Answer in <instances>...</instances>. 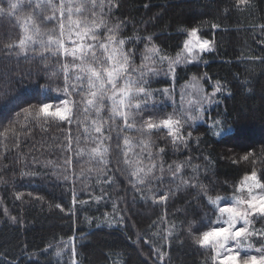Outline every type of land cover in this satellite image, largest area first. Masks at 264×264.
I'll return each instance as SVG.
<instances>
[{"label":"trees","instance_id":"1","mask_svg":"<svg viewBox=\"0 0 264 264\" xmlns=\"http://www.w3.org/2000/svg\"><path fill=\"white\" fill-rule=\"evenodd\" d=\"M113 3L118 7H112L106 19L110 26L121 25L119 37L127 41L125 51L133 53L136 66L141 64L146 47L154 46L167 57L177 55L188 38L186 30L192 27L198 28L202 39L212 42V50L205 52L198 62L177 68L176 79L165 74L150 78L148 87L154 91L155 103L149 107L155 119L175 112L162 90L171 88L174 81L182 85L196 77L208 89H212L211 85L221 87L218 101L205 115L207 120L220 121L232 130L218 137L206 121H188L180 130L187 147L183 143L174 147L166 129L153 130V154L161 147L165 149L156 160L157 165H164V183L152 181V191L143 185L137 191L128 182L127 166L121 163V172L116 168L129 147L124 145V138L140 134L135 129L120 131L123 121L119 118L115 125L109 121L104 125L105 134L112 137L107 142L108 168L115 180L112 186L96 184L100 165L89 161L87 155L76 156L75 151L66 150L69 128L73 137H81L79 146L86 152L94 146L83 139V129L90 126V120H84L82 110L74 109L83 121L80 125L75 120L68 125L51 116L29 114L44 103L53 106L51 112L63 99H81L63 92L61 64L66 62L65 57L50 53L42 57L39 49L35 53L29 51L27 56L7 52L4 45L17 39L31 9L24 7L9 14L8 2L2 0L0 7L5 12L0 13V264H71L70 256L62 259L56 254L68 241L75 244L78 264H202L209 257V249L193 244L187 225L196 221V227L201 229L196 235L215 226L218 212L208 204L204 192L213 198L229 196L245 174L253 169L258 175L264 172V31L260 28L264 24V0H250L239 7L236 0ZM54 23L41 27L51 28ZM213 24L218 27L213 28ZM67 62L71 63V57ZM70 82L76 83L74 78ZM108 115L106 108L103 119L107 120ZM139 152V139H133L129 158ZM249 153L253 154L251 161H244L242 157ZM66 157L72 160L69 167L70 173L78 177L75 181L65 172ZM143 162H149L147 152ZM175 164L184 165L180 176L189 181L188 185L181 184L180 179L173 181L168 165L174 168ZM89 168L93 171L89 172ZM66 174L68 180L64 179ZM163 192H169L166 203L158 201ZM73 195L85 203L74 205ZM96 196L103 199L97 202ZM153 196L157 202H153ZM113 203L117 205L115 211ZM165 213L167 220L175 224L168 243L162 239L166 235L163 229L169 227L161 221ZM255 227H264V221L257 218ZM154 247H162L163 262L152 250Z\"/></svg>","mask_w":264,"mask_h":264},{"label":"snow or ice","instance_id":"2","mask_svg":"<svg viewBox=\"0 0 264 264\" xmlns=\"http://www.w3.org/2000/svg\"><path fill=\"white\" fill-rule=\"evenodd\" d=\"M7 2L9 14H15L24 7L30 8L31 14L22 23L17 39L4 45L5 50L16 51L17 55L25 56L29 51L35 53L38 49L42 57L44 53L57 57L62 55L66 61L61 64L64 74L63 92L69 97L73 95L81 97L80 100L63 99L56 110L51 112L49 109L53 106L44 103L38 111L29 114L51 116L68 125L75 120L80 125L83 121L75 115L74 109L82 110L84 120H90V126L83 129L85 133L83 139L90 141L94 146L86 152L79 146L81 137L79 135L73 137L69 128L66 150L75 151L76 156L87 155L89 161H95L100 165L96 170L95 183L109 186H112L115 180L108 168L110 159L107 142L112 140V137L105 134L104 125L109 121L115 125L117 118L121 119L123 127L119 129L120 131L135 129L140 135L124 138V145L129 147L123 152L122 160L117 161L116 171L121 172L119 167L121 163L127 166L128 182L137 191H140L139 186L142 185L152 191V181L163 184L164 165L162 162L157 165L156 160L165 149L161 147L155 155L153 154L150 147L153 130L166 129L174 147H178L181 143L187 147L180 130L188 121L200 118L204 102H211V96L203 94L201 86L199 93L203 95L196 101L195 115L191 112L190 101L187 109L181 105L177 112L158 121L155 119L153 110L149 107L150 104L155 103L154 91L148 87L150 78L161 74L163 68L155 65L162 66L165 62L168 67L164 74H174L175 65L180 62L179 55L173 59L160 55V50L154 46L146 47L141 64L136 66L133 53L125 51L127 41L119 37L121 25L117 23L110 26L106 19L111 14L112 7H118L113 0H7ZM249 2L250 0H236V6L247 5ZM45 11H50V14H44ZM4 12L5 9L0 7V13ZM51 22H55L53 27H41V24ZM212 27L218 26L213 24ZM260 28L264 31V24L260 25ZM186 31L188 39L183 44L184 50L188 53L186 62L196 60L201 52L212 50V42L202 39L198 35V28L192 27ZM147 39L151 40V37ZM68 57H71L70 64L67 62ZM149 65L153 66L149 67ZM73 78L76 83L70 82ZM196 79L193 77L194 81ZM219 91L220 87L217 86L212 96ZM162 94L171 95L167 88L162 90ZM106 108L109 113L107 120L102 117ZM92 113L95 114V118H92ZM188 135L191 136V133ZM133 139H139L140 152L130 159L129 152L132 150ZM145 152L149 161L146 164L143 162ZM252 155L249 153L242 159L251 161ZM71 164L72 160L66 157V173H70ZM183 167V164H175L174 168L173 165H168V170L173 181L180 179L181 184L188 185L189 181L180 176ZM88 171L91 172L93 169L89 168ZM70 174L74 181L78 178L75 173ZM68 178L69 175L66 174L64 179L68 180ZM191 186L196 187L195 184ZM200 187L203 189L204 186L200 185ZM101 190L104 191L103 188ZM204 195L207 196L208 204L214 206L213 211L218 212L215 217V225L218 226H212L210 230H203L202 234L196 235V232L201 231L196 227V221H190L187 225V234L192 238L193 244L209 249V257L202 264H209V261L210 264H264V227L259 229L255 227L257 218L264 221V172L258 175L253 169L250 174H245L240 186L235 189L230 204L221 206L220 196L213 198L207 195V192H204ZM16 198L20 199V195ZM94 198L99 202L103 196ZM152 199L153 202H157L156 196ZM168 199L169 192H163L158 197L160 203H166ZM77 202L85 203V201H77L73 195V204ZM56 207L61 206L56 205ZM116 207L117 205L113 203L114 211ZM61 210L63 211L62 208ZM161 221L169 224V227L163 229L166 235L162 236L164 242L168 243L175 224L167 220V213L161 217ZM155 223L153 221V224ZM253 238L256 242H253ZM257 243L259 246H256ZM64 247H67V244ZM62 250H58L56 254L60 255ZM152 250L163 262L165 253L162 247H154ZM71 264H78L74 247L71 249Z\"/></svg>","mask_w":264,"mask_h":264},{"label":"rangeland","instance_id":"3","mask_svg":"<svg viewBox=\"0 0 264 264\" xmlns=\"http://www.w3.org/2000/svg\"><path fill=\"white\" fill-rule=\"evenodd\" d=\"M205 52H208V51L201 52L199 54V57L196 60H191L190 62H186L185 58L188 56V53L186 52V50H184V48H182V50L177 55L170 57V58L175 59L179 55L180 62L175 65V73L174 74L168 73L167 76L169 78H171L172 80L176 79V70L179 66H184L187 64L198 62ZM152 66L153 65H149V67H152ZM155 67H162L163 71L161 72L160 75H163L165 72H167L168 66H167V62H165L162 66L161 65H155ZM174 82H173V85L171 88H167L171 95H165V97L172 104L173 110L175 112H177L180 109L181 105H183L187 109L189 107V102L191 101L192 102L191 112L193 115H195L196 114V111H195L196 101L201 99V95L207 94V95L211 96V102H204L202 104V111L200 112V118L196 119V121L197 122L198 121L199 122L200 121H206L214 129V133L218 137H222V136L230 133V131L232 130L231 127H229V126L225 127L220 121L217 122L215 120H212V118L207 120L208 117H207V115H205L210 110V108L215 104V102L218 101V95L222 92L221 87L219 85H215V86L211 85L212 89H208V86L206 84H204L203 80L198 79V78L196 79V81H194L192 78V79H190V81H188L182 85H176V83H174ZM201 86L203 87V94L199 93V88ZM217 86L220 87V91L216 92L215 95L212 96V93L215 91ZM239 186H240V184H239ZM232 197H233V194L229 195V196H221V198H222L221 202H220L221 206H224L225 204H230L232 202ZM215 226H218V225H215ZM253 240H254V238H253ZM65 244H67V247H64ZM72 247L75 248V244L73 241H68V242L64 243L60 247V249H63V250L60 252V255H58V256L62 259H65L67 256L71 257Z\"/></svg>","mask_w":264,"mask_h":264}]
</instances>
